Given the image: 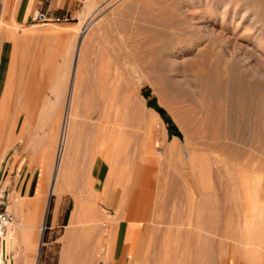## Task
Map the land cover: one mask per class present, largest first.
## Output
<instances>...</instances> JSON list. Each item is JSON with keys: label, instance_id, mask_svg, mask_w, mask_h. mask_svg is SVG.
<instances>
[{"label": "bare ground", "instance_id": "obj_1", "mask_svg": "<svg viewBox=\"0 0 264 264\" xmlns=\"http://www.w3.org/2000/svg\"><path fill=\"white\" fill-rule=\"evenodd\" d=\"M109 1L110 0H104L103 5L107 4ZM168 1L170 3H168ZM143 5L139 11H136V15L138 16L139 14L137 17L139 20L136 22L140 29H143L149 34V40L156 42L171 34L170 38H177V36H180L186 41H184L185 44L182 45H179L178 43L170 45L163 44L157 47L158 50L164 49L171 52L176 50L180 56L183 55L184 52H196L199 56L200 60L198 62L200 65L198 70H196L195 82L203 100L211 103L210 105L213 104L212 108L209 107L211 110L208 109L210 111V117H207V115L206 117L203 116L206 120L209 118L208 121H205V123L207 122L205 124L207 127L204 126L205 119L202 118L203 120L200 121L203 126L207 128L206 130L209 129L210 133L212 131V137L209 135L211 138H205L204 140L203 138H199L200 141L202 140L199 146L202 145L203 148H213L212 150L218 148L217 150L219 151H227L229 152L230 158L237 163L246 164L255 161L259 167H263L264 156H259L260 159H256L254 152L264 153V138H260L257 142L255 140V146L249 144L251 142L248 143L255 147L256 151L253 150V152L250 150L249 153L241 154L239 153L240 148H242L244 144L242 147L238 146V144V147H236V145L234 146L232 141L235 142V140H230V134H232L233 131L234 133L235 131H238L240 126H235L234 120L240 119L244 113L252 111L253 118L256 121L255 128L260 135L264 137V0H144ZM166 6L167 8L168 6L172 8L173 11L179 10L181 14H174L175 11L169 14L164 10ZM101 8L102 7L99 5L93 6L92 14L87 18L82 19V21L74 26L63 28L54 26H30L25 28L20 35V39H22L21 56L24 57V61H22L24 64L35 62L41 63L42 66H45L56 63L59 66L57 74L53 75L51 78L44 76V71H48V69L44 67L39 70L40 72H43L41 73L42 77H36V80H43V82L46 79L52 80L51 85L47 86L50 90L46 99L49 107L42 108L43 111L47 113L49 112L48 118L50 121H53L52 130L48 131L47 129V132H41L40 138H36L32 142L36 148H40L41 146L43 148H53L48 157L49 161L44 169V172L47 175V185L45 192L43 191L41 193V214L45 210L47 198L50 194L55 193L58 196L62 190L66 189V187L76 183V178H73L74 176L69 170V152L74 141L88 132V176L86 177L88 178V197L90 199V205L87 207H80L81 214H78V217L79 215L83 216L82 219L80 218L81 216L79 217L81 222L85 221L86 218L91 217L88 218V221L89 223L92 222L93 226L87 229H82L78 234L74 232L75 230H73L71 225L74 224L72 218L77 214L75 212L77 206L74 203L76 201L74 194L72 193V202L68 217H66V224L69 227L65 237L66 244L60 254V264H112L111 261L114 262L115 251L117 249L116 240L122 239L126 235V231L122 226L123 220L126 221L132 219L133 210L137 203L146 200L154 188V186H152V188L149 189V186L153 185V183L151 180H148L146 173L141 175L138 174V176L132 178V181L130 180L131 182L126 181L125 187L123 178H121L122 175L120 173H114L112 166H109L107 160L108 149H104V147L110 148L113 147L114 144V147H116L118 144L117 134L122 132L120 127L123 118L122 107L127 106L131 119L135 117L139 119L140 114L138 108L142 106L137 108V105L134 106L133 103H130V100L122 95V89L119 85L114 86L113 89L108 85L99 86L100 89L96 95L94 94L95 92L93 93L90 90V79L91 81L93 80L92 77L88 76L87 70L91 73V70L94 68L91 67L92 69H90L87 66V62L93 60L90 52L92 49L91 40L92 37L98 33L97 31L100 25L97 23V20L95 21L93 18ZM159 8L161 11L154 14L153 11ZM117 11L119 10L117 9ZM125 22L126 21L123 23L125 24ZM174 30H177V32H174ZM5 32L8 33V36L13 33L11 30ZM177 33L180 34L178 35ZM55 36H60L59 38H65L66 40L63 50L60 47L63 43L60 44L59 47L62 52L58 54L56 52L54 53L53 50L51 51L52 48H49V45H46L44 41V39ZM10 37L12 38V36ZM10 37H8V39H10ZM38 38L44 42L41 41V43L39 42V46H34L32 42ZM14 40L13 37L11 46ZM36 44H38V42ZM15 47L16 44L13 43L12 57L10 60L11 65L15 64V54L17 53L14 51ZM157 48L155 49L156 52L158 51ZM57 57L60 58L58 61ZM165 57H167V55ZM165 59L166 58H163V62H166ZM171 63L172 64L170 65L173 67L172 65L174 62L171 61ZM197 64L196 66H198ZM189 66L187 67L190 69L192 66L191 64ZM195 68L197 69V67ZM22 71L25 72L23 69ZM11 72H15V69L11 68ZM92 72L95 74V80L99 81V79H101L100 76L103 74H98L95 69ZM9 79L14 81V76H10ZM25 79H32V76L28 77L23 75V77H20V80ZM24 85H15L12 83L9 86L11 90L8 94L11 98L15 97L16 102H19L20 100L22 102V99L26 98L27 101H25L27 106L24 110L26 112H31L32 110L28 105L30 104L28 103V100L34 98V96L32 97L34 93L31 94L25 92V94H22L21 89ZM42 87H44V85H42ZM14 88H17L15 93L12 92V89ZM172 94L174 95L173 92ZM179 95L180 93L176 95V98H179ZM50 100H53V103H50ZM216 103L218 107L225 105V108H227L226 104H234L235 111L237 112L232 115L224 108H217L215 106ZM101 105H103V108L100 107ZM206 108H208V106ZM57 110L60 112L59 117L55 115ZM230 110L234 109L230 108ZM143 111L144 109L142 112ZM99 112L102 114L104 113L107 116L103 114L104 116L102 118V115L101 117L96 115L100 114ZM109 114H111L110 117ZM140 117V119L144 118V116ZM29 119L31 118H28V120ZM87 119H89V121ZM90 119L94 121L97 120V122L91 121ZM10 123L12 124V122ZM196 123L197 121H195V125H199ZM36 126L40 129L38 123ZM190 127L191 126L188 128ZM251 127L253 128V126ZM145 128L148 129L146 131H148V135H150L152 132L151 123L147 122ZM196 128L197 127L190 129L195 130ZM198 128L200 129L199 126ZM196 130L198 131V129ZM186 131L187 130H185V132ZM239 132L240 131H238V134ZM35 133L38 132L35 131ZM220 133H225L226 136L225 134L224 136L228 138V141L225 139L222 142V139L219 137ZM199 135L200 132L197 134V138ZM206 135L205 136L208 137L207 132ZM163 140L161 142H163ZM161 142L158 141V146ZM193 142L196 143L197 141L194 140ZM150 145L151 144L147 147V149L149 148L147 150L149 156L146 158V162L154 163L157 159L155 155L157 154V151L156 149H154L155 151L153 152L152 150L150 151ZM191 147L192 146L189 148ZM170 148V145H168L164 149L162 156H167L170 152ZM229 156L227 155V157ZM100 157H103L105 162L107 161L105 169L100 168L101 164L99 165L98 162ZM218 173L220 174V172H217V174ZM238 173L237 176L234 175L235 177L231 173V175L228 176V179H225V182L222 180L224 177L222 179L221 176L219 178L216 177V179L218 178L219 184L216 186H219L218 189L220 190V193L218 191L216 192L215 188L217 187L213 188L211 186V189L205 190L204 187H194L191 183H186L187 181L172 183L170 186L167 184L168 186H165L162 192V186L159 183L155 192L157 194V200L154 202L156 214L154 215V219L150 220V224L152 225V228L150 229V238L153 239L156 244H154L151 255H148L147 253L148 247H145L146 249H139L138 263L233 264L232 262L236 259L237 252H240L241 250L245 264H264V249L262 252H259L260 250L257 248L253 251L250 247V242H248L251 239L249 234L252 230L248 226V218L242 220L239 218H241L240 216H244L245 218L247 214L252 213L255 217L254 219L251 217L253 219L252 224L254 223L256 225L264 224V219L260 216L261 212L259 210L255 211L256 209H259V207H257L259 202L256 204L255 202H252L251 205L247 202L250 197V199L254 198L252 193H255V188H253L254 191H251L252 189L249 187L251 184H248L249 182L247 178L241 176L242 173ZM144 178H146V180H144ZM259 181L260 180H258L257 185H260L261 181L260 183ZM254 186H256V183L253 187ZM259 188H262L261 190L264 189L263 187ZM112 189L118 191L120 195V203L118 206L121 207L122 205H126L127 208L126 211H117L114 214H109V217H106L107 213L105 211L104 218L106 217V219L104 222L101 219V217H103V211L96 205V200L105 201ZM182 191H189L190 193V195H188L190 196V200L186 199L187 202L185 203L183 202L185 197L183 198ZM163 195L165 197L164 202L173 200L171 207L173 209L178 207L177 210H182L184 212L183 214H186L185 217H183L184 215L182 216L181 211L174 210L176 212V215H173L174 221L168 222L165 219L168 223L173 224L174 228L172 226H167V224L166 226H162L163 228L160 226L161 224H164L165 220L163 221V218L166 217H163L164 213L162 210L165 206H169V204L166 205L163 203ZM254 196L256 195L254 194ZM220 200H222V202ZM220 203L222 204V207ZM175 205H177V207ZM220 209H224L226 213L228 212V216L232 211H234V216H236V214L239 215L238 218H236L237 220L235 224L240 226H237L238 228L235 227V229L231 228L230 230L229 228L227 230L225 228V231H229L228 233L226 232L227 234H225V236L223 235L225 238L222 237L223 239H219L217 238L218 236H215L217 238L215 239L212 234H215L217 229L216 225L218 224ZM169 210L171 211L170 208ZM36 211L38 212L37 206L33 207V210L31 211L32 217L27 219L25 217L26 215L23 214V211L16 210L15 213L17 217H19V215L23 217V222L21 224L19 222H13L14 220H12L8 225L10 227L8 228L7 226L4 232L0 234V264H5V258L9 259L8 255L19 241V238L23 241V247L22 249H14V253H12L15 258L9 259L7 264H36L41 240L40 234L44 229V225H36L34 223L38 218ZM193 215L195 216L194 219H192ZM168 217L169 216L166 218ZM173 217H171L170 220ZM230 217L231 216H229V219L232 218ZM192 223L194 224L193 226ZM229 224L231 225V222ZM224 226L225 225H223V228ZM32 228H35V230L36 228H39L40 231L37 232ZM99 232L105 235V237L108 236L110 240H113L115 245H109L106 243L109 241H104L102 242L103 246H99L98 244H101L100 241V243L92 244L91 252L89 254L88 239L90 238H88V235ZM221 232L219 233L222 234ZM259 233L264 237V228L258 231L256 238L259 237ZM133 235L134 232L131 233L130 238H133ZM79 236H82L83 239L77 238ZM105 237H103V239ZM228 239H231L232 242H229ZM74 241H76V243L72 245V242ZM103 243L108 244V246H105ZM100 247L101 249L98 250ZM103 248L105 251H103ZM97 250L102 251L103 253H100ZM259 255H261V258L257 263ZM17 257L20 259H17ZM99 259L102 261H98Z\"/></svg>", "mask_w": 264, "mask_h": 264}, {"label": "rangeland", "instance_id": "obj_2", "mask_svg": "<svg viewBox=\"0 0 264 264\" xmlns=\"http://www.w3.org/2000/svg\"><path fill=\"white\" fill-rule=\"evenodd\" d=\"M103 1L104 0H75V4L72 7L71 12H68L70 14H67V16H65L67 19L63 21L33 20L17 26L0 24V32L2 34L7 30H11L13 32L12 36L16 41L14 40L12 43L16 44L14 51L15 53L17 52L15 54L16 59L14 58L15 64L13 65L9 64L10 65L8 67L9 70L7 69L8 72H6V74H4V72L1 73V79H0L1 80L0 90H1V85L2 84L5 85L3 86V90H2V92L3 91L4 92L1 93V96L3 97H0V104H1L0 105V200L2 203L1 206L5 207L12 214L14 220L13 222H19L21 224L23 222L22 221L23 217H21L20 215L19 217H17L15 213L16 210L23 211V214L26 215L27 214L26 212L29 211L31 212L33 210V207L37 206L38 212L36 211V215L38 217L41 215V209H42V204L40 202L41 193L43 191L45 192L47 185V175L44 172V169H45V165L49 161L48 157L51 151L53 150V148H48V147L43 148L42 146L40 148H36L32 144L33 140H35L36 138L37 139L40 138L41 132H45V131L47 132V129L48 131L49 130L51 131L53 125V121H50L48 118L49 112L47 113L42 110L43 107L44 108L49 107L46 99L49 95L50 90L49 87L47 86L51 85L52 80L46 79L43 82V80H36V77L38 76L42 77L41 73L43 72H40L39 70L44 67L48 69L47 72L44 71L45 73L44 76L51 78L53 75L57 74L59 66L56 63L45 66H42L41 63H35V62L34 63L28 62V64H24L22 62L24 61V57L21 56L22 42L20 40V34L25 28H28L31 25H34L35 27L54 26L59 28L74 26L75 24L82 21V19H85L88 16H90V14H92L93 6L99 5L102 8L99 11H97L93 19L95 21L97 20V23L100 25L97 31L98 33H96V35L93 36L91 40L92 49L90 52L92 54L93 60L87 62V66L90 69L94 68L98 74L101 75L103 74V75L100 76L101 79H99V81H96L94 78L95 74L92 72L94 69L91 70V73L87 70L88 76L92 77L93 80L91 81L90 79V83L92 86V87L90 86V90L93 93L95 92L94 94L96 95L98 94L100 87L103 85H108L109 87L111 86L112 87L111 89H113L114 86L119 85L120 88L122 89V95L126 96V99L130 100V103H133L134 106L137 105V108L142 106L138 108L140 114L139 119L136 117L131 119V116H129V110L127 106L122 107L123 118L120 126L122 132L120 131L121 133L117 134L118 144L116 143L117 144L116 147H114L115 144L113 145L114 148L104 147V149L105 148L108 149V150L106 149L108 156L107 160L109 166H112L113 172L120 173L122 175L121 178H123L124 186L126 185V181L131 182L133 180L132 178L138 176V174L141 175L144 173H146V177L148 178V180H151V182L153 183V185L149 186V189H151L152 186H154L153 191H151L149 194V197L146 200H142L141 202L137 203L135 209L133 210L132 219L126 221L123 220L122 226L123 229H125L126 231V235L122 239L116 240L117 249L115 251V261L114 262L111 261L112 264H115L117 262L118 264H139L137 261L139 251L145 247H148L147 253L148 255H151V251L153 250L154 244L156 243L153 239L150 238V229L152 228V225L150 224V220L154 219V215L156 214L154 208L155 207L154 202H156L157 200V194L155 192L157 189L156 187L159 185V183L162 186L161 189L162 192L164 187L168 186L167 184H169L170 186L172 185V183L173 184L179 183L181 181L182 182L187 181L186 183L189 184L191 183V185L194 187H204L205 190L206 189L209 190L212 187L213 188L217 187L215 188L216 192L217 191L219 192L220 191L218 189L219 186L216 185H219L218 178L220 176L221 179L224 177L222 180L225 182L226 181L225 179H228V176L231 175V173L233 176L234 175L237 176L239 174L238 172H240V174L242 173L241 176L243 177L245 176L247 178L249 182L248 184H251L249 185V187L252 189L251 191H254L253 188H255V193L254 192L252 193V196L254 198L250 199L251 198L250 197L247 200V202L250 203L249 205H251L252 202L253 203L255 202V204L259 202L257 206L259 207V209H256L255 211L259 210L261 212L260 216L264 219V214H263L264 189L261 190L262 188L261 189L259 188V187L264 188V164L263 167H259L258 164L255 163V161H253L254 163L252 162L246 164L237 163L234 162L232 158H230L229 152L227 151H222V150L219 151L217 150L218 148H216V150H212L213 148H203L202 145L199 146L202 142V140L200 141V139L203 138L204 140L205 138L212 137L211 135L212 131L210 133L209 129L206 130L207 128H205L204 126L207 127V125H205L207 122L205 123V121H208L209 118H207L206 120L205 117L206 115L207 117L208 116L210 117L209 114L210 111L208 109L211 110L213 104L210 105L211 103L203 100L195 82V74L197 72L196 70H198L200 65V63L198 62L200 60L198 54L196 52H187V53L184 52L183 55L180 56L178 52H176V50H173V52L164 49L158 50L157 47L163 44L170 45V44L178 43L179 45L180 44L182 45L185 44L186 41L184 38L180 36H177V38L176 37L170 38L171 34L168 37L163 38L162 40H158L156 42L149 40L148 37L149 34L146 33L143 29H140L138 23L136 22L139 20V18L137 19L139 14L137 16L136 11H139L142 8L144 0H110L107 4L104 5H103ZM168 3L170 2L168 1ZM117 9L119 11H117ZM164 10L167 11L169 14L175 11V10L173 11L172 8H170L169 6L168 8L166 6ZM158 11H161V9L159 8L157 10H154L153 13L154 14L159 13ZM174 14H181V13L179 10H176ZM124 21H126L125 24L123 23ZM175 31L177 32V30H174V32ZM5 34H7V32H5ZM177 34L179 35L180 33ZM65 41H66L65 38H60V40L56 39L53 41L45 40V44L49 45V48H52L51 51L53 50L54 53L56 52L58 54L62 52ZM32 43L34 44V46H36L37 42L34 41ZM59 46L62 48L61 51H60L61 48ZM12 47L13 45L11 46L10 54L11 51L13 50ZM156 48L158 50L157 52L155 50ZM166 55L167 57H165ZM163 58H166L165 59L166 62L165 61L163 62ZM59 59L60 58L57 57V61ZM170 60L174 62V64L172 65L173 67H171L170 65L172 64ZM9 61H10V56H9ZM190 64L193 68L191 67L189 69L187 66H189ZM196 64L198 66H196ZM195 67H197V69ZM11 68H14L15 72H11ZM22 69L25 70V72H23ZM23 75L28 77L32 76V79L20 80V77H23ZM10 76H14L13 79L14 81H11L9 79ZM102 77H105L106 79ZM12 83L15 85L25 84L24 87L21 89L22 94H25V92L31 94L34 93L32 95V97L34 96V98H32V100L31 98L30 100H28V103H30L28 105L32 110L31 112H26L24 110V108H26L27 106L26 98H23L22 102L21 100L19 102H16L15 97L11 98L9 96L8 93L11 90L9 86ZM42 85H44V87H42ZM16 90L17 88L16 89L14 88L12 89V92L15 93ZM172 92L174 93V95L172 94ZM179 93H180L179 95L180 97L176 98V95ZM172 95L175 97H173ZM148 101H152L156 106L164 110L165 114L170 120V123L173 125L172 128L169 127L168 123L165 122L163 118L160 116V114L156 111L155 106L147 104ZM50 103H53V100H50ZM229 104H226L227 108H225V105L223 106L221 105L220 107L224 108L228 113L232 115L236 114L237 111H235L236 109L234 104H230V105ZM102 106L103 105H101L100 107L103 108ZM205 106L206 107L208 106V108H206ZM215 106L217 108H220L218 107L217 103ZM141 108L144 109L145 113L144 111L142 112L143 109ZM230 108L234 110H230ZM99 113L100 114H96V115L100 117L102 115L103 118L105 114L103 113L104 114L103 115L101 112ZM55 115L59 117L60 112L57 110V113H55ZM110 116L111 114H109V117ZM140 116L142 117L144 116V118L140 119L141 118ZM203 116L205 117L203 118ZM28 118L31 119L28 120ZM202 118L205 119L204 126L202 122H200L201 120H203ZM252 118H253V112L251 111L249 113L247 112L244 113V115H242L240 119L234 120L235 126L240 125L238 129V131L240 132L238 134V131H235V133L233 131V133L230 134L231 137L229 136L231 141L235 140V142L232 141V144L234 146L236 145V147L238 146L242 147L244 144V146L240 148L239 153L241 154L249 153L250 150L256 151L255 147L253 146L256 145L255 143L260 138L262 139L264 138L255 128L256 121L254 118H253L254 120ZM87 120L89 121V119ZM195 121H197L196 124L199 125H195ZM10 122H12V124ZM47 122L48 123L50 122L49 125ZM94 122H97V120H95ZM147 122L151 123L152 125V132L150 135H148V131H146L148 129L145 128ZM37 123L38 126H40V129H38V127L36 126ZM189 126H191L190 128L193 129L197 127L196 129H198V131L196 129H195L196 131L193 129L191 130L190 128H188ZM198 126L200 127V129L198 128ZM251 126H253V128ZM185 130H187L186 131L187 133L185 132ZM35 131L38 133H35ZM199 132L202 137L199 135V137L197 138V134H199ZM206 132L208 134V137H206L207 136ZM168 133L170 134L169 136L167 135ZM86 134H84L85 136L83 135L81 138L74 141L72 148L70 149L69 152V157H70L69 170L73 174L74 176L73 178H76V183L71 184L69 187H66L65 190H62L60 192L59 199H57V197L52 194H50L49 196L50 202L46 214L45 227L41 234L38 264H60V257H61L60 254L63 250V247L66 244L65 237L68 231L67 229L69 227L66 224L67 222L66 217L70 210V206L72 202L71 201L72 193L74 194L76 201L74 203L77 206V210H75L77 214H75L72 219L78 222V224L71 225L73 227V230H75L74 232L78 233L82 229H87L93 226V223L92 222L89 223V221H88V226L84 223L82 224L81 219L83 218V216L79 215V217L81 216L80 217L81 219L78 217V214H81L80 211L81 209L79 208L82 206L87 207L90 205V199L88 197V178L86 177L88 176V132ZM224 134L220 133L219 135L220 139H222L221 140L222 142L225 139L226 141H228V138L225 137L226 134L225 136ZM209 135L211 137H209ZM191 136L194 138H192ZM192 139L193 141L195 140L197 142L196 143L193 142ZM162 140L163 142H161ZM158 141L161 142L159 146H158ZM192 142L195 144H193ZM246 143L252 144L253 146L248 144L250 146L249 147ZM149 144H151L150 151L152 150L153 152L155 151L154 149H156L157 151L156 152L157 154H155L157 159L156 162L154 163L146 162V158L149 156V152H147V150L149 149V148L147 149ZM196 144L198 145V148ZM168 145H170L171 147L169 154L167 156L164 155L162 156L164 149ZM189 145L192 147L189 148L190 147ZM199 147H201L202 150ZM254 153L256 159H260L259 156L262 157L264 156V153H259V152H254ZM157 155L159 158L157 157ZM227 155L229 157H227ZM102 158L103 157H100L98 162L99 165L101 164L100 168L105 169V166L107 165V161L105 162L104 158L103 159ZM233 168L235 172L233 171ZM217 172H220V174L219 173L217 174ZM216 177L218 178L216 179ZM144 180H146V178H144ZM258 180L261 181V183L259 181L260 185L259 184L257 185ZM253 182L254 184L256 183V186L254 187H253L254 185ZM254 194L257 197L254 196ZM164 195L162 196L163 199L162 201L166 205L169 204L170 207L165 206V208L162 210L164 214L165 213L167 214V215L163 214V217L169 216L168 218L166 217L163 218V221L165 219L168 222L174 221L173 215H176L175 211H181L182 216L184 215L183 217H185L186 214H183L184 212L182 210H177L178 208L177 205H175L177 207L176 209H173L171 207L173 200H169V202L166 201L167 203L164 202V198H165ZM188 195H190L189 191L186 192L182 191V196L183 198L185 197L183 200L184 203L187 202V200L190 198V196ZM220 201L222 202V200ZM119 203H120V195L118 191H116L115 189L111 190L108 198L105 201L96 200V205L99 206L103 211V215H102L103 217H101L102 221L105 222V219L106 217H109L108 216L109 214H114L117 211L118 212L126 211L127 208L126 205H122L120 207L118 206ZM169 208L171 209V211L169 210ZM55 209L57 213L56 221H54ZM52 210H53V215L50 222V215ZM220 210H221L219 214L220 216L219 215H218L219 217L217 216L219 219L218 224L216 225L217 229L215 231V234H212L213 238L215 239L225 238L224 237L225 234L229 232V231H225L224 230L225 228L226 230L228 228L230 230L231 228L235 229V227L240 226L235 224L237 220L236 218H238L239 215L236 214V216H234V211H232L230 212L229 215L232 218L230 217L231 219H229L228 212L226 213L224 209H220ZM105 211L107 213L106 214L107 216L104 218ZM250 214H247L245 218L244 216H240L241 218L239 219L242 220L248 218L249 221L248 226L252 229L249 234L251 239L248 241L250 242V247L253 249V251L255 248H257L258 250H260L259 252H262L264 249V237L260 233H259V237L257 236L258 238H256V235L258 234L259 230L264 228V224H260V225H256L254 223L252 224V221L255 217L254 215H252V213ZM193 216L192 219L195 218V216L194 217ZM171 217L173 218L170 220ZM166 220L164 224H161L160 226L161 227L166 226L167 224V226H172L174 228V225L168 223ZM230 222L232 226L229 224ZM50 224H52V226ZM193 225L194 224L192 223V226ZM223 225H225L224 228ZM9 227L10 226H8V228ZM32 229L35 230V228ZM37 229L39 228H36V230ZM39 231L40 230H38L37 232ZM133 232H134L133 238H130L131 233ZM219 232H221L222 234H220ZM215 236L218 237L216 238ZM103 237H105V235L101 234L100 232L96 234L94 233L88 235V238H90L88 239L89 254L91 252L92 244L100 243V241L101 244H98L99 246H101L102 242L104 241L105 242L109 241L106 242L109 245L112 246L115 245V242L113 240H110L108 236L105 237L106 239L105 238L103 239ZM228 241L232 242L231 239L230 240L228 239ZM75 243L76 241L72 242V245H74ZM106 243L103 244H105V246L106 245L108 246V244ZM22 247H23V241L21 238H19V241L16 243L14 248L11 250V253H9L8 255L9 259L15 258V256L13 255L14 249L17 248L22 249ZM99 249H101V247L98 248V250ZM105 249L103 248V251H105ZM98 252L103 253L102 251H98ZM238 252L235 257L236 259L232 263L245 264L241 250H240L241 253ZM19 257H17V259H20ZM260 258L261 255L258 256L257 263L259 262ZM9 259L8 258L4 259L5 264H7ZM98 261H102V260L99 259Z\"/></svg>", "mask_w": 264, "mask_h": 264}, {"label": "crops", "instance_id": "obj_3", "mask_svg": "<svg viewBox=\"0 0 264 264\" xmlns=\"http://www.w3.org/2000/svg\"><path fill=\"white\" fill-rule=\"evenodd\" d=\"M74 4H75V0H0V24H6V25H11V26H13V25L17 26V25L24 24V23L30 21V16L33 15V13H35L37 11L42 12L45 15L50 16V17L67 16V14H70L68 12H71V9L74 6ZM31 26H34V25H31ZM10 36H12V34H10ZM57 37L59 38L60 36L47 38V39H44V41L45 40H56V39H58ZM12 40H13V36H12V38L10 37V39H8V33L5 34V32H3V34H2L0 32V79H1V73L4 72V74H6L7 69L9 67V64H10L9 56H10V60H11L12 51L10 54V48H11V41ZM20 40L22 42V39H20ZM59 40H60V38H59ZM33 41L38 42V44H36L37 46H39L41 41L44 42L43 40H39V38L35 39ZM12 45H13V43H12ZM3 76H5V75H3ZM4 79H5V77H4ZM3 86L4 85L2 84L1 90H0V97H1L2 90H3ZM52 195H55L57 197V199H59V197H60V194L57 196V194L53 193ZM49 196H48V199L46 202V207H45L44 212L34 222L36 225L42 224L45 227L46 214H47L48 205L50 202ZM26 213L27 214L25 217L27 219H30L32 217L31 212L29 211ZM52 215H53V210L51 211L50 222H51ZM56 215H57V213H56V209H55L54 221H56ZM67 217H68V215H67ZM87 221H88V218H86L85 221H83L82 223H84L88 226ZM75 224H78V222L74 221L73 225H75ZM50 225L52 226V224H50ZM38 230L39 229H37L36 231H38ZM75 233H77V232H75ZM41 234H40V239H41ZM77 238L82 239V236L81 237L79 236ZM38 257H39V253L37 256L36 264H38ZM115 264H118V262Z\"/></svg>", "mask_w": 264, "mask_h": 264}, {"label": "built area", "instance_id": "obj_4", "mask_svg": "<svg viewBox=\"0 0 264 264\" xmlns=\"http://www.w3.org/2000/svg\"><path fill=\"white\" fill-rule=\"evenodd\" d=\"M67 19L65 16H53L49 17L42 12H35L33 15L30 16V21L37 20V21H44V20H52V21H63ZM0 200V234L4 232L5 228L11 223L13 220L12 214L6 210L5 207L1 206Z\"/></svg>", "mask_w": 264, "mask_h": 264}, {"label": "trees", "instance_id": "obj_5", "mask_svg": "<svg viewBox=\"0 0 264 264\" xmlns=\"http://www.w3.org/2000/svg\"><path fill=\"white\" fill-rule=\"evenodd\" d=\"M147 104L152 105V106H155V109H159L158 113L163 118V120L168 123V125H169L170 128L173 127V125L170 123V120L167 117V115L165 114V112H164L163 109H161L160 107L156 106L152 101H148Z\"/></svg>", "mask_w": 264, "mask_h": 264}, {"label": "water", "instance_id": "obj_6", "mask_svg": "<svg viewBox=\"0 0 264 264\" xmlns=\"http://www.w3.org/2000/svg\"><path fill=\"white\" fill-rule=\"evenodd\" d=\"M156 111L158 112V111H159V109H156ZM167 135L169 136L170 134L168 133Z\"/></svg>", "mask_w": 264, "mask_h": 264}]
</instances>
